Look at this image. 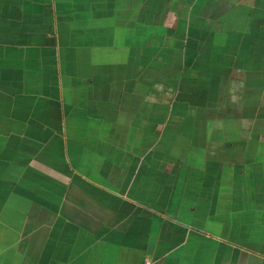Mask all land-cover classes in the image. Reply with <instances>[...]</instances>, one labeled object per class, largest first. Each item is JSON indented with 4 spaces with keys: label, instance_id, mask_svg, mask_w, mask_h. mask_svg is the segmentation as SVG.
<instances>
[{
    "label": "crops",
    "instance_id": "1",
    "mask_svg": "<svg viewBox=\"0 0 264 264\" xmlns=\"http://www.w3.org/2000/svg\"><path fill=\"white\" fill-rule=\"evenodd\" d=\"M0 264H264V0H0Z\"/></svg>",
    "mask_w": 264,
    "mask_h": 264
}]
</instances>
